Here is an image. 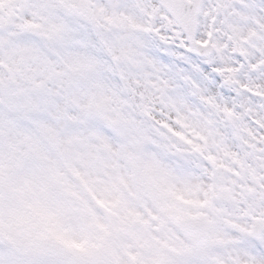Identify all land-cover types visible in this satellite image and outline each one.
<instances>
[{
    "label": "snow or ice",
    "instance_id": "6c2138e0",
    "mask_svg": "<svg viewBox=\"0 0 264 264\" xmlns=\"http://www.w3.org/2000/svg\"><path fill=\"white\" fill-rule=\"evenodd\" d=\"M0 65L51 139L0 264H133L56 203L75 189L103 215L101 170L166 226L139 264H264V0H0Z\"/></svg>",
    "mask_w": 264,
    "mask_h": 264
},
{
    "label": "rangeland",
    "instance_id": "374dc122",
    "mask_svg": "<svg viewBox=\"0 0 264 264\" xmlns=\"http://www.w3.org/2000/svg\"><path fill=\"white\" fill-rule=\"evenodd\" d=\"M6 71L0 65V83L5 81ZM0 106L8 108L7 113L0 108V181H7L11 193L10 220L0 230L22 236L27 233V228L17 218L28 208L32 198L30 182L50 161V126L46 121L34 118L32 112L35 109L18 86L11 94L0 88ZM94 179L95 188L88 195L100 201L103 215L79 191L68 190L63 194L66 198H58L56 203L65 208L75 207L69 228L81 229L89 241L105 237L109 254L118 249L133 264H139L141 254L152 244L150 230L164 232L166 226L150 224L152 214L146 200L125 185H117L106 171H98ZM117 199L121 203H117ZM73 201L79 206L76 207Z\"/></svg>",
    "mask_w": 264,
    "mask_h": 264
},
{
    "label": "clouds",
    "instance_id": "9594fccd",
    "mask_svg": "<svg viewBox=\"0 0 264 264\" xmlns=\"http://www.w3.org/2000/svg\"><path fill=\"white\" fill-rule=\"evenodd\" d=\"M169 115H170L169 113L164 112V113H162V114H158V115L156 116V119H158V120H163V119L168 118ZM170 118H171L172 121H175V119H176L175 115H171Z\"/></svg>",
    "mask_w": 264,
    "mask_h": 264
}]
</instances>
